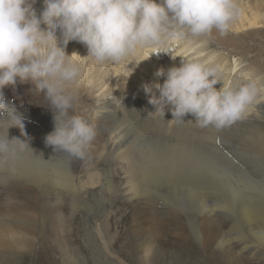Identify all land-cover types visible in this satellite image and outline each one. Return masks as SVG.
Segmentation results:
<instances>
[{
	"label": "bare ground",
	"instance_id": "obj_1",
	"mask_svg": "<svg viewBox=\"0 0 264 264\" xmlns=\"http://www.w3.org/2000/svg\"><path fill=\"white\" fill-rule=\"evenodd\" d=\"M237 1H239L236 4L241 14L232 23L230 33L226 37H220L218 33L213 32L211 37L195 41L189 39L180 42L181 45H178L174 52L171 50L172 55L178 52V60H181L183 54H187L189 57L201 56V59L194 57L192 60L221 65L225 73L224 84L226 86L240 84L243 77L251 76L258 80L262 88L258 102L248 109L244 119L230 128L219 131L213 127L201 129L196 127L195 120L191 115L187 116L185 123L181 124L171 122L173 119L171 112H167L164 117L159 113L155 114L156 109L149 103V100L153 97L159 98L160 93L156 85L164 82V78L157 76V72L161 69L166 71L173 67V64L165 65V56L163 60L159 61L150 58L147 56L146 49L138 50L135 55L130 56L119 65L110 63L98 65L91 58H85L88 51L86 47L79 44L71 43L70 50L69 48L65 49L67 57H71L73 53L78 56L72 57V63L81 69V78L69 90L74 97L75 114L94 124L97 133L86 161L74 158L66 152L52 153L51 150L45 149L44 142L53 132V117L43 106L42 99L33 93L32 85L17 83L14 88L8 87L3 90L6 107L21 116L24 123L25 135H21L20 129L11 128L8 130V139L26 140L30 148L20 151L19 146L15 145L16 155L10 156L8 163L0 168V264H23V261L26 264L31 257L34 240L26 235L25 232H29L25 223L27 221L17 216L16 208L20 204L23 213L28 214L30 212L29 198L34 197L35 191H39L42 196L53 193L56 199L61 197L62 193L70 196L71 199L76 198L81 201L87 200L89 195H92L91 198H99V193L96 191L98 188L100 191L102 189L108 191L113 187L114 181L121 177L112 170V165L116 162L119 165L123 164L118 168V171L122 169L120 174L129 186V200L134 201L142 197L139 195L140 183L138 182L155 176L141 173L137 169L131 152L137 146L140 134L138 135L130 129L132 125L137 126L142 132L146 131L147 137L156 132L163 140L178 139L179 133L184 130L189 133H209L229 137L234 144L242 148L244 154L251 156V159H240L238 164L233 165L226 157L193 151L199 158L209 162L224 163L230 170H239L244 174L253 171L255 166L263 165L257 173L253 172L252 178L264 177V42L259 45L251 44L254 40L252 37L264 29V4L258 3L257 0ZM35 4L37 6L34 5V7L39 14L43 8V0H35ZM215 46H222L228 56L217 55L211 49ZM252 47L255 49L253 50ZM259 47L261 49H258ZM148 50L151 53L153 49ZM253 52L255 55L251 56ZM158 55L161 57V54ZM169 56L171 55L169 54ZM234 57H238L236 64L230 62V58ZM245 60L249 62L247 67L242 70L239 68L240 72L237 73L236 69ZM216 86L219 90L223 85L217 84ZM189 121L193 123H188ZM6 128L7 125L0 126V138L6 135ZM155 153L159 164L166 166L169 170H177L180 164L186 168L189 167L187 150L183 147L176 149L171 146L167 149L156 150ZM94 164L103 167L104 174L98 179V184L94 183V176L90 175L86 184L83 183V185L76 166H92ZM18 172L26 175L25 178L30 176L33 183L36 184H34L36 189L26 186L20 191L22 181L20 176H16ZM41 175H44L45 179H41ZM15 177L18 179L16 180ZM33 183L30 180V184ZM97 185L99 187H96ZM86 186L92 188H85ZM104 197L107 196L104 195ZM145 200L146 202L141 203L142 207L134 205L133 226L137 228L139 219L144 218L145 221H141L144 226L143 231L149 232L151 238H147L145 235L140 237L137 252L140 254L127 250L128 263L149 264V260L163 258L166 264H172L176 259L182 260L185 255L193 251L187 242L179 247L172 245L170 241H165V246L157 245L156 242L161 233L158 229L163 233L167 230L176 238L185 239L187 237L188 232L185 231L180 218L183 208L175 206L165 212L164 216L159 215L151 219L150 203L148 204L146 198ZM184 201L186 202L187 199ZM212 213L213 211H207L203 214V223L214 222L215 216ZM219 227L220 225L216 228L211 225L205 228L200 233L201 241L206 243L214 240L219 246H224V251L229 255L232 264H250L249 260L264 256V210L248 211L244 207L236 220L230 221L228 232L223 235L218 234ZM103 229L106 231L102 236L104 238L90 234L92 244L100 253L98 256L100 255L102 264H113L111 261L109 262V251H107L109 247L113 246V238L107 240V227L103 226ZM50 231L54 232L52 228ZM98 232L99 230H96L94 233L98 234ZM227 234L232 237L226 236ZM227 237L229 240L226 239ZM56 238V236L54 239L43 237L46 243L42 239L41 246L38 248L36 264H69L70 259L64 251L60 252L58 260L54 258L53 253L56 247L53 243L58 244L59 247L58 242L60 241ZM233 240H238L244 246L231 248L229 242ZM115 260L119 262L114 264H123L121 260ZM220 260L221 257L215 258L218 263Z\"/></svg>",
	"mask_w": 264,
	"mask_h": 264
},
{
	"label": "clouds",
	"instance_id": "obj_2",
	"mask_svg": "<svg viewBox=\"0 0 264 264\" xmlns=\"http://www.w3.org/2000/svg\"><path fill=\"white\" fill-rule=\"evenodd\" d=\"M34 5L35 0H0V126L7 125L0 138V168L16 155L15 145L20 151L30 148L26 140L8 139L11 128L25 135L23 118L6 107L3 94L17 83L32 85L53 117L45 149L81 161L89 158L97 133L94 124L75 114L69 90L81 78V69L72 63L75 53L65 55L68 43L86 47L85 58L98 65H119L141 49L175 60L170 44L211 37L213 32L226 37L241 14L235 0H43L39 14ZM157 76L164 82L156 85L159 98L149 100L155 114L171 112V122L181 124L191 115L201 129L232 127L262 91L251 76L226 86L221 65L199 60L181 58L179 67L161 69ZM217 84L223 86L217 90Z\"/></svg>",
	"mask_w": 264,
	"mask_h": 264
},
{
	"label": "rangeland",
	"instance_id": "obj_3",
	"mask_svg": "<svg viewBox=\"0 0 264 264\" xmlns=\"http://www.w3.org/2000/svg\"><path fill=\"white\" fill-rule=\"evenodd\" d=\"M257 2L264 4V0H257ZM35 6L37 5L35 4ZM252 38L254 40L251 44H262L264 42V29ZM70 45L71 43L67 45L66 50L68 48L70 50ZM176 45H181V43L179 42ZM252 48L255 49V47ZM211 49L217 55L228 56L222 46H215ZM258 49H261V47ZM146 52L147 56L150 57V51L146 49ZM177 54L178 52H175L173 56L177 57ZM252 55H255V52ZM194 57L201 59V56L189 57L187 54L182 55V59L185 60H192ZM237 58H230V62L236 64ZM170 59H172L171 56L169 58L165 57L164 64H173V67L180 66L181 60H178V57L173 61H170ZM159 60L161 59H156V61ZM248 63L245 60L242 65H239L236 69L237 73L240 72L239 68L241 70L246 68ZM247 79V77H243L241 83L247 82ZM216 88L218 90L217 86ZM130 129L134 130V133L140 134L138 136L140 140L131 152L138 171L155 176L146 181L138 182L140 183L139 195L142 197L134 201L129 200V186L120 174L122 169L118 171V168L123 164L120 163L119 165L116 162L113 163L112 170L121 177L114 181L113 187L108 191H105V189L100 191L98 188L96 191L99 193V198H91L92 195H89L87 200L81 201L76 198L71 199L70 196L62 193L61 197L56 199L53 193L42 196L39 191H35L34 197L29 198L30 212L28 214L23 213V208L19 203L16 208L17 216L27 221H24L29 229V232H25L26 235L34 240V248L26 264H36L38 248L45 236L53 239L56 236V240H60L58 242L59 247L58 244L53 243L56 247L53 255L57 260L60 258V252L64 251L70 259L69 264H102L103 261L100 255L98 256L99 252L92 244L91 235L102 237L106 232L103 226L107 227L106 239L113 238V246L107 250L109 251V262L118 263L119 261L115 260L117 259L121 260L123 264H129L127 250L137 253L140 237L145 235L147 238H151L149 232L143 231L144 226L141 221H145L144 218L139 219L137 228L133 226L132 212L134 211V205L142 207L141 203L146 202L145 198L148 200V204L150 203L151 219L159 215L164 216L165 212L175 206L183 208L180 218L185 231L188 232L185 239L176 238L167 230L163 233L157 227L158 231L161 232L156 242L157 245L163 244L165 246V241H170L172 245L178 247L186 242L192 247L193 251L185 255L182 260L176 259L172 264H220V262L221 264H232L229 255L224 251V246H219L214 240L204 243L201 241L200 233L208 226L213 225L216 228L220 225L218 234L223 235L229 231L230 221L236 220L242 208L246 207L248 211L264 210L260 209L264 208V185H261L264 184V177L260 179L252 178L253 172L257 173L263 165L255 166L253 171L244 174L239 170H230L224 163H214L199 158L193 151L208 152L219 157H226L233 165L238 164L240 159H251V156L244 154L242 148L234 144L229 137L209 133H189L184 130L179 133L178 139L163 140L156 132L147 137L146 131L142 132L135 125L130 126ZM171 146L176 147V149L183 147L187 150L188 168L180 164L177 170H169L166 166L159 164L155 151L167 149ZM76 170L82 184H86L90 175L94 176V183L98 184V179L105 171L98 164L92 166L77 165ZM16 176H20L19 178L22 181L20 191L26 186L36 189V184L33 183L34 181L30 176L25 178L26 175L21 172L16 173ZM17 177H15L16 180ZM40 178L45 179V176L41 175ZM30 180L33 183L32 185ZM96 187H99V185ZM85 188L91 189L92 187L86 186ZM104 195L107 197H104ZM185 199H187L186 202ZM71 203H73L72 206ZM207 211H213L212 215L215 216L214 222L209 224L203 223L202 220L203 214ZM50 228L54 232H51ZM96 230H99L98 234L94 233ZM228 237H232V235ZM228 237L227 240H229ZM44 242L46 243L45 240ZM229 243L231 248L244 246L238 240ZM242 253L245 254V252ZM218 257H221L219 263L215 261V258ZM248 262L250 264H264V256H258ZM148 263L166 264V261L163 258H157L156 260H149Z\"/></svg>",
	"mask_w": 264,
	"mask_h": 264
}]
</instances>
